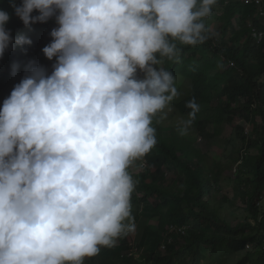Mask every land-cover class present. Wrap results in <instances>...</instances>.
Returning <instances> with one entry per match:
<instances>
[{"label": "clouds", "instance_id": "1", "mask_svg": "<svg viewBox=\"0 0 264 264\" xmlns=\"http://www.w3.org/2000/svg\"><path fill=\"white\" fill-rule=\"evenodd\" d=\"M232 3L256 9L247 33L264 40V0H12L26 27L55 17L43 53L57 62L32 67L0 108V264H84L135 231L129 168L155 169L152 120L178 94L160 58L203 43L206 18ZM10 18L0 9V58Z\"/></svg>", "mask_w": 264, "mask_h": 264}, {"label": "trees", "instance_id": "2", "mask_svg": "<svg viewBox=\"0 0 264 264\" xmlns=\"http://www.w3.org/2000/svg\"><path fill=\"white\" fill-rule=\"evenodd\" d=\"M22 2L14 0L17 6ZM11 3L12 0H0V9L11 17L5 27L12 37L11 46L0 58V108L32 67H43L51 75L57 62L43 53L52 42L51 31L58 27L56 20L26 27ZM234 7L236 3L223 17L206 18L207 38L203 43L188 46L176 42L178 55L172 59L158 57L162 59L158 67L173 75L177 90L180 85L186 89L177 108L191 118L196 134L206 140L204 144H213L218 138L210 130L214 122L225 121L232 126L239 118L252 126V132L247 133L244 125L235 123L241 144L231 151L234 153L229 160L236 162V178L223 176L230 163L209 165L204 150L188 139L191 133L177 128L166 137L165 129L159 128L153 117L156 144L145 158L148 166L155 169L147 167L141 172L134 168L135 162L129 168L135 184L131 216L136 230H140V240L132 244L128 234L121 235L118 244L102 247L84 264H264V40L258 42L247 33L249 20H253L251 7L242 11L237 25L232 21L239 14L231 10ZM20 38L32 43H17ZM165 62L167 65L162 66ZM193 100L195 109L188 106ZM223 140L229 147L231 141ZM169 174L174 179L167 178ZM148 179L152 183H147ZM226 182L233 183L236 195L227 199L223 194L219 199ZM152 196L156 200L153 205L148 202ZM238 202L243 208L238 207ZM226 204L238 208L229 211ZM236 210L243 214L242 218ZM228 213L231 216L225 219ZM153 219L158 220V225L151 224L149 220ZM135 246L143 251L139 259L135 258Z\"/></svg>", "mask_w": 264, "mask_h": 264}, {"label": "rangeland", "instance_id": "3", "mask_svg": "<svg viewBox=\"0 0 264 264\" xmlns=\"http://www.w3.org/2000/svg\"><path fill=\"white\" fill-rule=\"evenodd\" d=\"M252 13H257L256 9L253 8ZM240 18V15L237 14L234 18V21H236L237 19ZM53 19L55 20V17H53ZM235 25H237L236 23H233ZM252 24L249 25V27H251ZM250 28H248L249 30ZM166 64H163V66H165ZM177 96L173 98V100L168 104V106L160 113H158L154 118H157L158 123H159V128L163 127L166 131L165 136L169 137L170 136V132L174 131L177 128H180L182 130H184L185 132L191 133L188 135V139L191 141H196L199 145L198 148H202L204 150V154H207L206 157V161L209 165L213 164V163H221V164H227L230 163V169L226 170L223 172V176L227 177L228 179L234 180L236 177V162H231L229 160L230 156L234 153H232V150L235 149H239V148H235L236 147H240L241 144V140L237 137V130L235 129V123H239L242 124L246 127V131L247 133H251L252 132V126L250 125H246L248 123H244L241 122L242 120L237 118L235 120V122L233 123L232 126L228 125L225 121H222L220 123H215L212 124L210 127V130H214L216 138L215 141L213 142V144H209L206 145L204 143H206V140L197 135L196 132V127L192 125L191 122V118L189 116H183L178 108H177V104L179 103V100L184 98L186 96V89H178L177 90ZM214 101L218 102L217 99H215ZM209 107H206V111L209 110ZM260 118V117H258ZM223 139H228L229 141H231V144L229 145V147H226L224 144V140ZM188 140V141H189ZM194 148H196L194 146ZM140 160V159H139ZM210 167V166H209ZM145 169V168H144ZM169 170V169H168ZM172 177V178H169ZM169 179H174L172 175H168ZM172 182V181H171ZM147 183H152V180H148ZM163 183H167L166 181H164ZM221 192L222 194H220L219 199H221L223 197V194L226 195L227 199H232V197H234L236 195V191L233 187V183H229L226 182L224 183V186H221ZM143 194H141L142 196ZM155 198L149 197L148 202L150 204H155ZM238 207L239 208H243V205L238 202ZM222 209L225 207V204L221 205ZM226 207H228L229 211H233L234 209H237L238 207H230L228 204H226ZM236 213L242 218L243 214L240 212L238 213V211L236 210ZM230 213L228 214H224V217H226L225 219H229L230 217ZM234 220H238V218H233ZM151 222V224H155L158 225V220L157 219H153V220H149ZM137 227H135V231L128 233V237L129 240H131L132 244L138 243L140 240V230H136ZM116 244H118V240L116 242ZM163 249H165V246L163 247ZM133 251L137 252V255L135 256L136 259H139V257L141 256V254L143 253L142 248H140V246H135V249ZM143 264H146V262H143Z\"/></svg>", "mask_w": 264, "mask_h": 264}, {"label": "bare ground", "instance_id": "4", "mask_svg": "<svg viewBox=\"0 0 264 264\" xmlns=\"http://www.w3.org/2000/svg\"><path fill=\"white\" fill-rule=\"evenodd\" d=\"M172 229H174V230H175L176 228H175V227H171V230H172Z\"/></svg>", "mask_w": 264, "mask_h": 264}]
</instances>
